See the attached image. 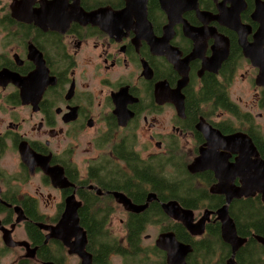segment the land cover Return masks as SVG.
Masks as SVG:
<instances>
[{
    "label": "flooded vegetation",
    "instance_id": "obj_1",
    "mask_svg": "<svg viewBox=\"0 0 264 264\" xmlns=\"http://www.w3.org/2000/svg\"><path fill=\"white\" fill-rule=\"evenodd\" d=\"M48 1L52 0H0V74L3 75L0 78V264H86L88 260L91 264H112L113 258H117L120 264H215L218 251L205 256L204 249L197 254L198 257H194L193 250L186 255L179 253L171 256L168 263L167 252L156 247L159 235L170 232L177 242L189 244L178 240L175 232L165 229L163 224H149L138 236L131 231L135 230L133 224L138 216L155 200L147 203L144 211L131 213L123 202H116L113 193L119 192L126 196L131 203L129 206L140 208L146 203V194L152 193V184L141 182L140 160L153 164L156 160L167 161L173 153L181 158L182 153L189 173V165L200 155L201 149H206L205 138L196 130L201 119L222 136L245 134L249 137L248 131L252 128L262 132L252 113L240 108L242 99L235 101L231 96V86L238 71L245 69L253 84L252 88L257 90L254 93L256 109L259 110L257 118L264 120V81L262 86L256 85L259 72L261 69L264 72V54L261 62L263 66L252 63L258 66L257 69L244 58L242 47L238 44L239 36L245 34L243 39L252 47L256 31L261 27L251 18L254 0H244L245 9L239 12L240 26L248 27V36L247 30L244 33L241 28L240 34L226 29L223 27L224 22L223 26L217 21L202 25L194 12L185 10L182 1L170 0L169 7L171 6L172 11H177L174 18L178 17L193 28H205L208 36L205 39L203 32V38L199 40L203 49L199 48L196 53L199 56L188 63V83L181 90L184 97L183 117L177 114L176 107L170 100L181 76L166 58L153 55L147 43L137 38L134 29H123L120 34H115L114 31L118 29L112 26L113 18L107 21L109 33L84 21H72L67 29H60V23L66 16L79 19L73 17L72 7L66 6L63 0H54L50 4ZM86 1L93 4L85 5ZM223 1L198 0V9L206 12L207 17L219 16L217 6L220 7ZM232 1L240 4L239 0ZM225 2L223 7L230 8L231 0ZM66 3L72 4V0H66ZM243 3L241 0V6ZM80 6L86 13L100 8L114 12L126 10L124 0H80ZM145 10L155 38L163 39L169 18L162 11L159 0H147ZM233 12L237 13L235 4ZM122 16L124 17V13ZM107 18L108 16L105 20ZM131 24L136 27L137 20L131 18ZM143 24L141 28H144ZM58 27L60 28L55 29ZM210 28H213V33ZM183 30L185 28L182 24H175L174 36L171 34L173 37L169 40V44L180 52L179 60L189 56L194 48V42L184 35ZM217 37L219 42L224 37L228 46L227 42H217ZM257 41L264 43V32L258 36ZM233 42L239 48V53L232 52ZM255 48L257 42L253 46V54L249 52L252 57L255 56ZM261 50L264 51V44ZM219 51L221 57L226 53L221 63H218L220 57L217 58ZM82 52L85 53L82 57L83 65L90 66L91 73L79 68L76 58ZM217 65L219 67L216 73L209 71ZM231 73L233 78L231 76L230 82L227 81L225 92L229 101L246 115V119L239 121L228 112L217 110L213 118L199 116L193 126L194 131L189 129L186 122L188 92L198 91L203 80L210 76L225 84L226 77ZM124 92L125 96L122 97ZM120 100L133 102L126 105V110L133 114L127 121H124V117L117 116L115 104ZM123 106L121 108L124 109ZM249 108L253 110L252 106ZM223 121L232 124L228 132L219 126V122ZM194 132L202 138L201 144L197 143ZM141 134L144 135L143 143L140 142ZM181 138L184 142L191 139L195 144L192 158L182 151ZM21 144L34 156L20 153ZM229 146V150L218 149V153L227 154L228 162L234 163L236 155H233L234 151L231 152L232 147ZM8 150H13L18 156V162L12 168L8 167V163H3ZM61 171L70 184L66 189L56 188L51 183L58 181V173ZM208 172L213 182L209 184L210 181L200 179L197 182L200 187L215 190L219 182L213 171L191 175ZM242 178L241 176L228 183L229 187L243 189L245 183ZM32 179L37 182L31 183ZM180 186L186 188L188 183ZM28 188L35 189L33 195L28 192ZM212 194L223 197L225 201L223 195ZM71 195L81 204L80 208L83 205L91 207L89 217L97 213V219L101 220L102 214L109 212L104 218V225L99 222L101 230L94 232L90 238V234L81 226L80 208L78 209L79 227L86 235V245L83 248L88 257L84 255V258L78 254H82L79 250L81 232L76 230L74 219L69 214V221L64 223L62 218L59 222L64 210V200ZM142 199L143 202L139 204ZM41 204H47L43 211L40 209ZM52 204L54 211L49 214ZM204 211L206 210L202 211V215ZM209 211L213 214L204 223V233L201 236H192L181 222L167 218L181 225L194 243H201L211 238L207 226L218 222L216 211ZM116 212H121L124 217L119 219L124 232L119 230L120 226H116L115 231L109 227ZM201 217L193 215V223L189 227L195 226L199 230ZM151 226L158 227V232L153 235L145 234ZM52 230L61 233L58 235L60 239L51 237ZM66 237L71 239L67 240ZM134 237V253L126 257L117 251L116 245L129 250ZM223 243L230 248L228 243ZM208 259L210 263H207Z\"/></svg>",
    "mask_w": 264,
    "mask_h": 264
},
{
    "label": "water",
    "instance_id": "obj_2",
    "mask_svg": "<svg viewBox=\"0 0 264 264\" xmlns=\"http://www.w3.org/2000/svg\"><path fill=\"white\" fill-rule=\"evenodd\" d=\"M53 1L54 0L48 1V2L50 4ZM124 1L126 3V10H123V12L122 11L114 12L106 8H100L95 11L86 13L83 11V9L80 6V0H72V4H67L66 0H63L66 6L72 7L73 13H74L73 17L78 18L79 21L69 16H66L64 20L60 23L61 28L58 27L55 29H59V28L67 29L70 22L72 21L73 22L84 21L89 24L96 25L102 31L109 33L107 30V21L111 20L112 18L114 19L112 26L118 29L114 31L115 34H120L123 29L125 30L130 29V28L134 29L135 32L137 33V38L138 39L141 38V40L147 43L150 49V52L155 56H163L164 58H166L167 61L173 65L174 69L178 71L179 75L181 76L180 80L177 83V87L174 91V95L170 97V100L175 105L177 114L183 117L184 97L181 94V90L188 83L187 71H188L189 61L199 56L196 53H197V50L201 48V45H200L201 42H199V40L203 38V32H205V28H203V30L201 28H193L189 26L185 21L183 20L181 21L178 17L174 18L173 15L177 14V11H172L171 6L169 7L170 0H159L162 11L169 18V23L167 25V28H165L164 30L165 36L163 37V39H157L155 38L151 24L147 20V16H146L147 12L145 10L147 0H124ZM177 1L178 2L182 1L184 3V8L186 11L188 10V12L190 11L194 12L197 20L202 25L204 23L207 24V22L210 23L211 21H217L218 23H220L221 26H223V22H224L225 26L223 27H225L226 29L228 28L230 30H233L234 32L239 33V34H240L239 32L240 28L242 30L241 32H244V33H245V30H247L248 28L246 25L240 26L241 22L239 20V12L245 9L244 0H242V3L244 2L243 6H241V0H239L240 4H237V2H233L232 0L231 2L227 0V2H229L230 8L223 7V2H225L224 0L221 3L220 7L219 5L217 6L219 10V16H208V17H207L206 12L198 9V3H197L198 0H185V1L177 0ZM254 2H255V6H254L253 13L251 15V18L252 20L257 22L261 26L256 31L255 41L253 43V46H255V42H257V48H255V56L258 55L257 58H255V56L254 57L251 56V54H253V46L251 47V44H248L246 42V39L245 40L243 39L245 38V34L244 35L241 34V36H239L238 44L240 48L242 47L241 49L243 51L244 58L249 60V62H251V65L253 67L258 69V66L256 65L254 66L253 64L254 63L261 64V62H263L262 57H263L264 51H262L261 49L264 43L260 44L258 43L257 40H258V36H260L264 32V1L254 0ZM45 4H47V2H45ZM233 4H235V8H237V13H236L237 15L235 14V12H233ZM170 10L171 12H169ZM180 11L181 10H179V13ZM231 12H233L235 16L231 14ZM123 13H124V17L122 16ZM100 15H103V17H101ZM107 16L108 18L105 20ZM131 18H134L135 20H137L136 27L135 25L131 24ZM143 22L145 24H143ZM141 24H143L144 28H141ZM175 24H182L183 28H185V30H183L184 35L194 42L193 51L191 52L189 56H187L185 59H182V60H179L180 52L169 44V40H171L172 37L174 36L173 28ZM141 30H143L144 33L141 32ZM207 30L209 29L207 28ZM210 30H211V33H213V28H210ZM139 32H141V36H139ZM171 34H173V36H171ZM199 34H201V36ZM206 34L207 32H205V39L208 37ZM249 34H250L249 30H247V36ZM217 42H219V37H217ZM217 42H215L216 46H217ZM226 42L227 40L224 37L220 38L219 43L225 44ZM204 46L205 44L203 43V47ZM227 46H228V42H227ZM249 52H251V54ZM214 56H215V52H214ZM219 57H220L219 62L217 61L216 58L215 60L218 63H221L225 59L226 53L223 54V56L221 57V51L217 52V58ZM263 64H261V66H263ZM218 65L209 71L216 73L219 67ZM261 72H263V69H261ZM261 72H259L257 76V80H256V85L258 86H262L263 81H264V72H263V75L261 74ZM2 76L3 75L0 74V78ZM261 78H263V80H261ZM259 80H261V84L259 83ZM124 94L125 92L123 93L122 97L125 96ZM123 102H125V106H123ZM132 103L133 102L130 100L117 101V104H115L117 108V116L119 118L124 117V121L129 120L130 117H132L131 115L133 114H131L130 111L126 110V105L132 104ZM121 106H123L124 109L121 108ZM121 112H123V114H121ZM120 114L121 116H119ZM196 130H198L200 134L202 133L203 137L205 138L206 143L204 145L206 146V149L204 148L200 150L199 152L200 155L196 159H194V161L189 165L188 170L190 174L201 173L204 171H213V174H215V178L218 180L219 184L216 186V189H215L217 190L216 192L215 190H212L211 188V193H219L225 197V204L215 212L217 216L216 220L220 223V232H221L220 235H221L223 242H225L226 244L228 243L232 251L231 257L230 259H228V261H226V264H236L234 260V253L235 251L239 249V247H242L246 241L245 239L242 240L241 238L238 237L236 233L235 225L232 219L230 218V216L228 215V206L235 199L247 198V197H252L255 195H260L264 203V178H263L264 159L260 158L255 146L253 145L252 140L249 137H247V135L245 134H235V136H222L218 131L212 129L208 124H206L203 119H201L199 124L196 125ZM233 144L235 146H233ZM229 145H231L232 147L231 152L234 151L233 155H236V158L234 159V163L228 162L227 154L218 153V149L229 150L230 148ZM19 152L22 154L30 153L34 156V154L31 153V151L27 149L24 144H21L19 146ZM218 158L219 160H217ZM229 158H230V154H229ZM226 160H227V164H226ZM239 166H241V169H239ZM241 176L243 177L242 181L244 180V183H245V186H243L242 184L243 189L242 187H239L238 189L237 188L233 189L232 187H229L228 183L234 182L235 179L237 178L239 179L241 178ZM57 179L58 181L56 182L51 181L54 187L60 188V189H66L70 186L68 181L64 178L62 171L58 173ZM113 195H114L116 202L117 203L123 202V205L127 209H129L131 213H139V212L144 211L147 208V205H148L147 203H150L156 200L155 194L149 193L146 198V203L139 208V207H134L132 205L129 206V204H131L130 201L127 199L126 196H123L122 193L114 192ZM177 204L170 205L169 202L161 204V208L163 209L162 211L164 215L166 217H169L170 219L172 218L173 220L177 222H181L183 226H185V229L188 231V233H190L192 236H201L204 233V223L208 222L209 215L213 214V212L209 210H206L203 212V215L200 220L201 222H200L199 230H197L195 226L193 228L189 227L193 223L192 220H193L194 212L191 210L185 211L183 208H181ZM80 206L81 204L75 201V198L73 195L66 197L64 200V210H63V213L61 215L59 222L65 216L64 214L65 212H68V211L71 212V213H68L67 215L72 214L71 216L74 219L76 230H78V232H81V234H79L80 235L79 242L81 244L79 246V250L82 252V254L80 253L78 254L82 258H84V255H86L87 257L88 255L85 253L84 248H83L84 245H86V235L83 232V230L79 227V222H78V217H77V211L80 208ZM175 216L177 219L175 218ZM186 224H189V226H187ZM59 234H61L59 231L58 232H54L53 230L51 231V237L54 239H60L58 236ZM66 238L67 240L71 239V237L69 238L66 237ZM257 241L261 243L262 245H264V239L259 238ZM156 247L162 250H165V252H167L168 263L170 260L169 257L171 255V252H173L174 249L177 248V250H179V253H182L185 255L192 251L191 245L182 244L180 242H177L175 240L174 234L172 235L170 232L169 234H163V236L161 235L158 236L156 240ZM86 264H91L90 260H88V262L86 261Z\"/></svg>",
    "mask_w": 264,
    "mask_h": 264
},
{
    "label": "trees",
    "instance_id": "obj_3",
    "mask_svg": "<svg viewBox=\"0 0 264 264\" xmlns=\"http://www.w3.org/2000/svg\"><path fill=\"white\" fill-rule=\"evenodd\" d=\"M90 4L93 3L89 1L85 2V5ZM232 44L234 45L232 52L239 53V48L235 45V42ZM238 58L239 56L236 58V63ZM231 76L233 78V73L226 77L225 84L217 82L215 77L210 76L203 80L202 86L198 91L188 92L186 122L190 127L189 129L193 130V126L197 123L199 116L206 119L213 118L217 110L226 111L239 121L246 119V115L242 114L239 108L231 103L226 95L225 87L227 81L229 80L230 82ZM219 123V126L224 127L226 132L232 128V124L229 121ZM196 135L198 139L197 143L201 144L203 142L202 138L198 134ZM248 135L259 156L264 159V134L252 128L248 131ZM183 157L182 153L181 158L173 153L171 158L167 159V161L164 160L166 162L156 160L153 164L140 160V180L145 184H152L150 192L155 194L156 200L152 205L150 204L144 213L138 216L133 224L135 230L131 229V231L134 235L138 236L149 224H163L165 225V229L175 232L178 240L187 242L192 246L194 257H198L197 254L202 252L203 249L206 250L205 256H211L212 252L218 251V259L215 264H226V261L231 257V252L230 248H227L221 240L218 222L210 223L207 226V231L211 234V238L208 241L194 243L187 236L184 228L178 223L169 220L160 207L161 204L173 200L179 202V205L185 210L199 212L202 210L217 211L225 204L223 197L213 196L209 189L200 187L197 182V179L201 181L208 180L210 181L209 184L213 182L210 172L203 175H191L187 172V161ZM182 183H188V187L184 188L180 186ZM143 200H139V204ZM90 213L91 207L89 206L83 205L79 210L81 226L87 230L91 238L94 232L101 230V227H98L99 222H101V225H104V218L109 212H104L101 220L97 219L99 214L95 213L93 217H89ZM228 214L235 225L238 237L246 241L234 254L236 264H264V245L257 241L259 238L264 239V203L262 197L255 195L233 200L228 206ZM135 247L136 238L129 250L116 245L117 251L126 257H129L136 251ZM207 263H210L209 259Z\"/></svg>",
    "mask_w": 264,
    "mask_h": 264
},
{
    "label": "rangeland",
    "instance_id": "obj_4",
    "mask_svg": "<svg viewBox=\"0 0 264 264\" xmlns=\"http://www.w3.org/2000/svg\"><path fill=\"white\" fill-rule=\"evenodd\" d=\"M83 56H85V53L82 52V53L78 54V56L76 58L77 63L79 65V68L80 69H87L91 73L90 66L85 67L83 65V58H82ZM251 85H253V84H252V82L250 80L249 74L248 73L246 74L245 69L238 71L237 76L234 79L233 85L231 86V96H232V98L235 101H237L238 98H241L242 99V101L240 103L241 104V107L240 108L243 111L247 110L250 113H252V115L255 118L256 125L260 127V130L264 134V120H260V119L257 118V115H258L259 110L256 109V99L254 97V93L257 90L254 89V88H252ZM103 104H104V101L102 100L101 101L102 108H104ZM250 106L253 107V110H251L249 108ZM171 113H173L172 110H171ZM163 116L165 117V116H167V114L166 115H163ZM140 142L141 143L144 142V135L143 134H141V136H140ZM180 143H182V147H183V150L182 151L185 152V155L187 157L192 158V156H191L192 149L194 150V148H195V144H193L192 140L189 139L188 141L184 142V140H182V138H181ZM17 157H18L17 156V153H14L13 150H8L7 153L5 154V156L3 157V163H5V162L8 163V167L9 168H12V166L15 163L18 162V158ZM167 172H168V170H167ZM35 182H37L36 179H32L31 180V183H35ZM34 190L35 189L30 190L28 188V192L30 194H32V195L34 194L33 193ZM235 200H238V199H235ZM169 204L170 205H175V204H177V202H170ZM46 206H47V204H41L40 205L41 211H43V208H45ZM53 211H54V206L52 204L50 206V210H49L48 213L49 214H52ZM202 211L194 212L193 213L194 217H197V216L201 217L202 216ZM122 218H124V217H123V215H122L121 212L114 213V215L112 216V218L110 220V225H109L110 229H112L113 231H115V227L116 226H120L119 219H122ZM119 230L122 231V227L121 226L119 227ZM122 232H124V230ZM157 232H158V227L151 226V227H148L147 228L145 234H149V235L151 234V235H153V234H156ZM112 264H120V262H119V260L117 258H113L112 259Z\"/></svg>",
    "mask_w": 264,
    "mask_h": 264
},
{
    "label": "bare ground",
    "instance_id": "obj_5",
    "mask_svg": "<svg viewBox=\"0 0 264 264\" xmlns=\"http://www.w3.org/2000/svg\"><path fill=\"white\" fill-rule=\"evenodd\" d=\"M263 178H264V174H263ZM262 182H263V180H262ZM67 211H68V210H67ZM69 212H70V211L65 212V216L63 217V222H64V223H66L67 221L70 220V215H67ZM70 213H71V212H70ZM71 215H72V214H71ZM175 218H176V216H175ZM71 219H72V216H71ZM187 226H189V224H187ZM175 250H177V248L174 249L173 252H171L170 257H171V256H174V255H179V250H177V251H175Z\"/></svg>",
    "mask_w": 264,
    "mask_h": 264
}]
</instances>
